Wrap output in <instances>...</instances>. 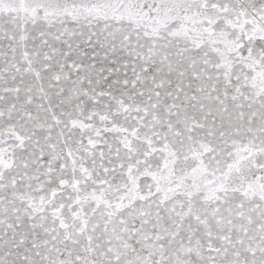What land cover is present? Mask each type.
Returning <instances> with one entry per match:
<instances>
[{
  "label": "snow or ice",
  "instance_id": "6c2138e0",
  "mask_svg": "<svg viewBox=\"0 0 264 264\" xmlns=\"http://www.w3.org/2000/svg\"><path fill=\"white\" fill-rule=\"evenodd\" d=\"M0 264H264V0H0Z\"/></svg>",
  "mask_w": 264,
  "mask_h": 264
}]
</instances>
